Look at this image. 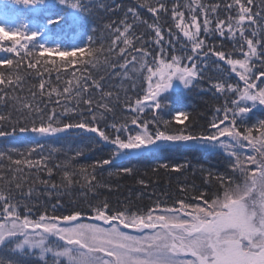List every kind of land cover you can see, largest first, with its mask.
Listing matches in <instances>:
<instances>
[{"label": "snow or ice", "instance_id": "snow-or-ice-1", "mask_svg": "<svg viewBox=\"0 0 264 264\" xmlns=\"http://www.w3.org/2000/svg\"><path fill=\"white\" fill-rule=\"evenodd\" d=\"M59 3L93 12L84 0ZM95 7L107 8L101 0ZM103 29L110 37L106 49L90 35L89 46L61 50L34 43L37 31L0 25V54H7L0 55V138L25 142L22 148L0 147V264H24L28 258L39 264H264V0H133L121 19ZM52 54L88 58L80 61L79 75L67 73L61 84L60 68L67 65L53 69L48 65L54 61L41 59ZM210 62L219 70L214 81L205 75ZM115 78L119 85L108 83ZM205 79L223 99L207 124L197 127L182 111L166 118L173 111L168 94L174 85L208 91L197 83ZM68 136L88 143L72 155L50 143ZM101 144L108 146L106 157L75 163ZM193 149L222 151L242 180L197 169L187 160L162 159ZM57 154L65 158L53 162ZM146 158L160 161L152 173L183 175L191 167L209 186L218 181L222 191L209 194L193 184L198 194L191 200L201 203L158 199L135 210L101 199V189L111 191L112 185L99 179L98 170L120 164L109 177H143L147 171L128 164ZM136 182L148 187L143 178ZM76 188L82 201L74 198ZM180 191L188 189L182 185ZM40 196L50 205L41 204Z\"/></svg>", "mask_w": 264, "mask_h": 264}, {"label": "trees", "instance_id": "trees-1", "mask_svg": "<svg viewBox=\"0 0 264 264\" xmlns=\"http://www.w3.org/2000/svg\"><path fill=\"white\" fill-rule=\"evenodd\" d=\"M69 2L79 3L80 0H69ZM107 8H115L117 4L123 7L118 11H107V8L100 9L95 7V0H84V3L88 7L93 8L91 14H84L82 12L73 10L66 5L59 3V0H42V2L35 5H28L25 10L22 11V18L27 22H32L38 27L41 25L46 26V35L49 40L46 42L41 41L40 38H36L34 43L44 44L46 46H58L61 50H71L77 46H89L87 39L91 35L94 37L95 46L100 47L103 44L104 48L108 47L110 37L107 31L103 29V25L111 21H116L122 18L124 10L133 4V0H101ZM172 0H169L171 3ZM143 17L151 21L152 16L146 10H140ZM223 14V13H222ZM59 18L60 23L49 24V20ZM143 29V25L138 27L137 31ZM103 33V35H102ZM183 39V37H181ZM211 39V38H209ZM218 39V38H217ZM23 42V41H22ZM7 55V54H0ZM87 55H76L70 57H60L58 54H52L51 56H45L41 59H48L54 61L48 65V67L55 69L60 65H67V67L60 68L61 81L63 83V77L67 73L76 72L79 75V69L82 67L80 61L87 59ZM104 57H101L103 60ZM215 58H213L214 60ZM69 60H72V64H67ZM222 68H227L223 62H220ZM26 66V65H25ZM95 75H99L96 69H91L90 66L87 69ZM31 71V70H30ZM219 70L215 69L214 65L205 70L206 77H211L213 81L216 79ZM47 77L48 74L45 73ZM57 72L54 70L51 73L50 79L55 82ZM70 78V77H69ZM232 80H238L234 74L231 76ZM27 80L30 83H38V78L28 76ZM111 85H119L120 79L115 78L108 81ZM125 83H129L125 81ZM201 87L209 89L208 91H201L200 88L194 87L189 89H172L168 94L170 96L169 108L173 109L172 114L166 118L173 119L178 112L189 113V120H195L196 126L206 125L212 118L216 106L223 104V99L219 98V94L214 95V89L210 88L208 79L198 81ZM242 83V82H241ZM117 91L118 89H113ZM117 116L121 113L120 106L116 108ZM261 118H264L262 116ZM183 119V117H181ZM256 117L250 123L255 122ZM189 121H184L187 124ZM177 127L183 125L177 124ZM94 135V134H91ZM50 143L53 146L62 148L68 155L73 154V150L76 148H84L88 141L83 140L78 136H68L66 139L52 140ZM25 142L16 140L13 138H0V147H24ZM108 152V146L103 144L94 146V151H85V155L79 157L75 163L78 164H91L95 160L106 157ZM65 156L63 154H57L53 162L57 160H63ZM165 162L170 164L182 163L185 160L190 161L192 165H196L197 169L203 167L205 170H211L213 173H227L230 176H234L236 182H240L242 178L239 174H233L231 169L228 168L225 154L220 152L207 151L202 149L193 150H181L179 152L169 153L166 157L162 158ZM160 161L152 158L146 159H133L128 166L135 167L141 171V173L147 171L148 175L141 177L138 176H126L121 174L120 176H108V172H115L121 165L106 166L107 171H97V176L105 184L112 185V190L101 189V199L107 198L110 204L115 208L123 204H129L133 210L137 208L147 209L156 200H167L169 204H172L178 198H187L190 203H201L200 201H192L191 197L198 194V191H204L209 194L217 191H222L219 188V183L216 180H212L211 186L204 182V176H202L199 170L193 175L191 167L189 171L183 175L177 173H166L161 170L159 173H152L151 169ZM47 178V177H45ZM143 178L148 182V187L138 184L136 181ZM53 180H59L58 176H53ZM196 185L195 191L192 189V185ZM187 187L186 193L180 191L181 186ZM74 198L82 201L83 197L79 188L73 190ZM65 197V202H67ZM39 200L41 204L47 202L50 205L46 196H40ZM79 206H83L82 204ZM178 207V205H177ZM5 255H8L5 253ZM24 264H39L38 261L32 258L24 260Z\"/></svg>", "mask_w": 264, "mask_h": 264}, {"label": "rangeland", "instance_id": "rangeland-1", "mask_svg": "<svg viewBox=\"0 0 264 264\" xmlns=\"http://www.w3.org/2000/svg\"><path fill=\"white\" fill-rule=\"evenodd\" d=\"M2 7H3V0H0V25L5 26L9 30H19L20 26L25 27L22 24V21L20 20V18H12V14L8 11L3 10ZM25 29L27 33H31L32 31L39 32L37 29L33 27L30 28V26H27ZM173 89H184V88L182 85H179L177 82L174 85ZM125 231H130V230L126 229Z\"/></svg>", "mask_w": 264, "mask_h": 264}]
</instances>
